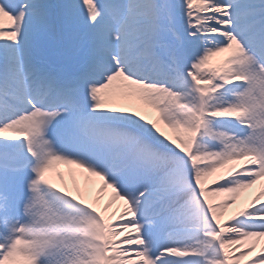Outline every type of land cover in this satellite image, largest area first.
<instances>
[{
    "label": "snow or ice",
    "instance_id": "6c2138e0",
    "mask_svg": "<svg viewBox=\"0 0 264 264\" xmlns=\"http://www.w3.org/2000/svg\"><path fill=\"white\" fill-rule=\"evenodd\" d=\"M0 264H264V0H0Z\"/></svg>",
    "mask_w": 264,
    "mask_h": 264
},
{
    "label": "rangeland",
    "instance_id": "374dc122",
    "mask_svg": "<svg viewBox=\"0 0 264 264\" xmlns=\"http://www.w3.org/2000/svg\"><path fill=\"white\" fill-rule=\"evenodd\" d=\"M74 170V166H71V165H66V164H58V165H56V167H55V170H54V172H53V174H52V178H53V180H54V182H56V183H61V181H60V178H59V176L58 175H56V173H63L64 174V180H65V182H67V184H68V186L69 187H72V176L70 175V173H71V171H73ZM77 171V176H76V179L81 183V184H83V178H82V176H80L79 175V171L80 170H76ZM94 179H98V178H94ZM250 193H251V190H249V192L248 193H246L245 195L247 196V195H250ZM105 200H106V197L104 198ZM103 202V201H102ZM243 201H241V203H242ZM115 207V206H114ZM231 211V210H230Z\"/></svg>",
    "mask_w": 264,
    "mask_h": 264
},
{
    "label": "bare ground",
    "instance_id": "6f19581e",
    "mask_svg": "<svg viewBox=\"0 0 264 264\" xmlns=\"http://www.w3.org/2000/svg\"><path fill=\"white\" fill-rule=\"evenodd\" d=\"M222 56H223V54H221V56H218V57L214 58L213 62H218L222 58ZM148 114H149L150 117L155 115L154 111H152V110H149Z\"/></svg>",
    "mask_w": 264,
    "mask_h": 264
}]
</instances>
